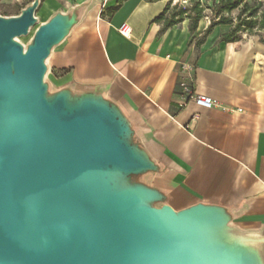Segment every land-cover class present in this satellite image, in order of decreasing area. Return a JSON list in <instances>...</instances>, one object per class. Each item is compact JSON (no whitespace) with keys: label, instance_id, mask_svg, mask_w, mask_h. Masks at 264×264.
<instances>
[{"label":"crops","instance_id":"1","mask_svg":"<svg viewBox=\"0 0 264 264\" xmlns=\"http://www.w3.org/2000/svg\"><path fill=\"white\" fill-rule=\"evenodd\" d=\"M168 1L112 0L100 9L99 0H43L41 22L57 14L70 22L45 60L46 96L115 109L151 166L131 184L155 194L152 206L219 210L264 264V42L222 41L227 25L205 35L203 18L193 33L187 19L164 28L154 20ZM184 77L217 106H180Z\"/></svg>","mask_w":264,"mask_h":264},{"label":"water","instance_id":"2","mask_svg":"<svg viewBox=\"0 0 264 264\" xmlns=\"http://www.w3.org/2000/svg\"><path fill=\"white\" fill-rule=\"evenodd\" d=\"M37 8L0 17V264H248L200 240L209 216L227 226L219 210L156 208L152 191L131 184L151 166L115 109L46 96L44 62L70 22L57 14L41 24L23 55L12 39Z\"/></svg>","mask_w":264,"mask_h":264},{"label":"rangeland","instance_id":"3","mask_svg":"<svg viewBox=\"0 0 264 264\" xmlns=\"http://www.w3.org/2000/svg\"><path fill=\"white\" fill-rule=\"evenodd\" d=\"M42 1L43 0H0V17L4 19L17 17L21 15L22 11L31 7L34 2H37L39 7ZM218 1L219 0H170L167 16L175 14V18L183 17L184 19H187V16L194 17V10L202 8L203 19L208 23L211 18L216 21L220 16H223L231 21V23L227 25L229 29L238 25L239 28L235 33L236 38H257L259 41L264 40V28L260 27L261 11L264 6L256 8L254 12L251 13V8L255 7L257 3L262 0H240L237 7L230 12L223 10V6L215 7L216 4H218ZM245 4H247L248 8H245ZM214 9L217 14L211 17ZM37 10L38 8L34 13L35 23L28 29L27 34L22 35L17 39L23 49H26L33 43L35 32L43 23L38 16ZM243 20H246L248 23L242 24ZM132 182L134 181L131 180V183ZM93 184L94 186L97 185L99 187L100 194L98 195V193L95 192H90L89 194L91 196L98 195L100 199L101 196H103L101 180H95ZM158 234L164 237V226L159 228ZM164 244L165 241H163V245Z\"/></svg>","mask_w":264,"mask_h":264},{"label":"bare ground","instance_id":"4","mask_svg":"<svg viewBox=\"0 0 264 264\" xmlns=\"http://www.w3.org/2000/svg\"><path fill=\"white\" fill-rule=\"evenodd\" d=\"M17 39H19V37L13 38L12 42L18 43ZM22 54H27V50L23 49ZM108 178L109 181L112 180L113 172L108 173ZM110 188H112L111 185ZM207 219H209V222L207 224L208 228H204L202 231L200 230L201 232L199 231L200 240L208 242L212 246L217 247V242L220 241V243L223 244L229 252H231L229 254H237L238 256H243V258L248 261V264H261L257 249L254 244L249 241L250 237L248 235L241 234L237 230L231 229L229 226L219 225L220 222L217 221L218 217H216L215 215L212 216V218H210L209 216V218Z\"/></svg>","mask_w":264,"mask_h":264},{"label":"trees","instance_id":"5","mask_svg":"<svg viewBox=\"0 0 264 264\" xmlns=\"http://www.w3.org/2000/svg\"><path fill=\"white\" fill-rule=\"evenodd\" d=\"M170 1V0H169ZM169 1L167 2L165 9L163 10V12L161 14H159L156 18H155V22L158 21H163V26L164 28H168L171 27L181 21L184 20L183 17H179V18H175L176 15L173 14L171 16H167L168 10H169ZM240 0H219L218 4H216L215 7H219V6H223V10L225 11H232L233 9H235L238 5ZM264 6V0H262L261 2H258L257 5L253 8H251V13L254 12V10L258 7H262ZM245 8H248L247 4H245ZM195 11V15L194 17H190L187 16L186 18L189 20V32L193 33L196 29L197 26V22L203 18L202 15V8H198ZM217 12L215 11V9L213 10L211 17L216 15ZM231 21L227 20L226 18H224L223 16H220L218 18V20L214 21L213 18H211L209 20L208 26L206 27V29L204 30V34L207 35L211 32V30L213 29V27L218 26V25H228L230 24ZM248 23L246 20H243L242 24ZM260 27L264 28V8L261 11V20H260ZM239 28L238 25L232 27L229 29V31L227 33H225L224 35L221 36V40L225 41V42H233V41H237L239 40L238 38H236L235 33L237 31V29ZM264 42V40H263Z\"/></svg>","mask_w":264,"mask_h":264},{"label":"built area","instance_id":"6","mask_svg":"<svg viewBox=\"0 0 264 264\" xmlns=\"http://www.w3.org/2000/svg\"><path fill=\"white\" fill-rule=\"evenodd\" d=\"M112 0H99L100 2V9H102L108 2ZM119 32L123 36H127L129 33L128 27L124 24L119 29ZM179 105L184 106L188 102L194 103L196 106L203 108V109H210L216 107L217 104L214 100L210 97L197 94L194 92L193 83L190 78L184 77L182 78L179 83Z\"/></svg>","mask_w":264,"mask_h":264}]
</instances>
